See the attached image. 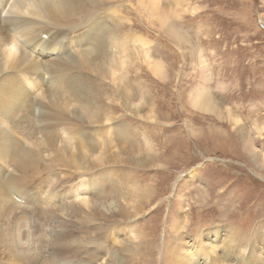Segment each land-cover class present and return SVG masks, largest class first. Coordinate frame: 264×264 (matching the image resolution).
Returning a JSON list of instances; mask_svg holds the SVG:
<instances>
[{
    "label": "rangeland",
    "instance_id": "1",
    "mask_svg": "<svg viewBox=\"0 0 264 264\" xmlns=\"http://www.w3.org/2000/svg\"><path fill=\"white\" fill-rule=\"evenodd\" d=\"M131 2V25L130 29L127 27L126 32L134 33L137 38L141 35L142 40L146 38L144 41H148L147 48L137 44L131 46L127 67L130 70L123 78L128 82L132 94L139 91L149 95L147 106L149 115L154 119L150 120L148 116L142 119L116 106L117 114H113L116 119L105 125L106 127L103 126L101 132L94 135L91 141L99 142L104 139L107 143H112L111 135L121 136L120 139L126 140L125 143H136L135 149L141 145L140 151L135 150L137 155L147 156L153 152L161 154L158 164L162 167L138 168L139 170L134 171V183L131 184V180H128L129 169L118 165L122 172H115V178L127 179L123 183L125 189L138 184L148 187L147 196L143 202H138L143 210L136 218L126 220L118 216L119 219L108 224L106 217L84 209L80 211V219L85 218L95 226L97 219L96 223L98 222L99 228L102 229L97 238L103 242L97 250L101 251L100 255L105 258L103 264L114 263L116 254L120 253L127 239L136 242L134 251L140 253V264H168V256L163 248L164 240L165 244L171 246L176 234L172 227L180 224L184 215L188 217L187 222H182L184 230L194 235L219 222L232 223L250 238L257 224L264 220V162L261 158L264 152V130L262 134L257 133V129L264 127V0H160L158 6H154L149 0ZM109 5L110 3L104 6L105 10ZM88 7L83 6L80 9V13L84 12V17L82 20L78 16V22L85 21L95 10H92L91 6ZM146 10L147 12H143ZM146 51L150 54L149 58L145 56ZM107 78L110 77L101 74L102 87H105L104 92L112 96L115 92L112 85L114 81ZM116 82V90L121 95L122 81ZM207 93L212 95L213 101H216L215 106L219 109L206 106L203 97ZM114 95L115 93L112 97ZM218 112L222 113L221 116ZM1 117L0 114V121L3 119ZM37 120L39 119L35 120L32 114H29L26 118L27 127L30 128L33 123L36 125ZM238 123L246 126L255 139L251 137L250 142L243 143L244 139L239 136ZM60 125H52L44 119V128H48L44 132L55 130L64 135L80 127ZM112 126L118 128L112 132ZM119 141L115 140L114 143L120 146ZM23 143L27 145L24 140ZM253 152L261 156L255 157ZM48 166L56 168L53 173L60 170L53 160L43 157L36 167L39 174L31 177L32 182L29 181L31 191L40 184L42 197L51 195L50 186L46 184L47 174L52 173ZM102 167L104 165L88 173L86 178H79L78 174L74 175L70 182H58L57 192L53 196L55 199L46 197L47 203L52 206L44 203L40 205L49 208L52 215H60L66 219L65 211L70 202L78 201L79 197H82L78 191H72L82 181L94 182L99 173L96 170ZM8 171L11 172L12 168ZM31 173L33 174L32 170L30 175ZM5 176L4 180L8 182ZM67 178L63 175L58 177L61 181ZM41 180L45 182L42 184ZM104 180L105 177L102 180L104 186L100 187L101 195L113 189L112 185L108 184L109 182L104 183ZM97 184L100 185V182ZM154 192L157 195L152 200ZM21 203L29 204L30 200L23 198ZM38 207L37 201L33 200L27 209L28 212L39 210V216ZM62 208L65 209L64 214L60 211ZM36 213H28L32 222L36 219ZM4 219L0 224L6 222L5 226L10 228L13 225L12 216H6ZM134 221L136 227L133 230L130 226ZM24 222L26 221L23 220L22 223ZM45 223L47 225L48 221ZM17 224L16 221L14 225ZM24 229L31 232L28 226ZM40 230L39 226V231H35L39 236ZM85 231L79 227L68 226L63 232L67 233L61 243H66L70 237L84 240L90 235ZM27 239L26 237L21 241V248L25 244L29 245L31 241ZM36 241L38 245H32L29 251L41 250L43 243ZM0 244V264H17L9 252L4 253L6 250L3 242L0 241ZM150 244L155 247L151 253ZM258 247L260 251H264L262 244ZM248 248L251 249L250 246ZM20 250L22 249L19 248ZM55 251L58 257H68L73 252L66 246L58 247ZM42 253H45L47 259H53L49 252L46 254L44 250ZM248 255L249 253H246V257ZM227 263L248 264V260L245 258L242 263L227 260ZM261 263L264 264V259Z\"/></svg>",
    "mask_w": 264,
    "mask_h": 264
},
{
    "label": "bare ground",
    "instance_id": "2",
    "mask_svg": "<svg viewBox=\"0 0 264 264\" xmlns=\"http://www.w3.org/2000/svg\"><path fill=\"white\" fill-rule=\"evenodd\" d=\"M131 1L0 0V114L3 117L0 121V223L6 216H12L13 221L10 228L5 226L6 222L0 224L2 227L0 241L6 250L4 253L9 252L17 264H103L105 258L100 255L101 251L97 250L103 243L97 238L102 229L99 228L98 222L96 223L97 219L96 226L85 218L80 219L82 216L80 211L88 209L91 213L106 217L108 224L119 219L118 216L126 220L136 218L143 210L138 202H143L148 187L146 188L145 184H138L125 189L123 183L127 179L115 178V172L118 174L122 172L118 165L129 169L128 180H131V184L134 183V171L139 170L138 168L162 167L158 164V157L160 158L161 154L153 152L147 156H143V153L142 156L137 155L138 152L135 150L140 151L141 145L135 149L136 143L133 142L132 145L125 143L126 140L120 139L121 136L111 135L112 143H107L108 141L104 139L99 142L91 141L94 135L101 132L103 126L116 119L113 115L116 113V106L142 119L147 116L150 120L154 119L149 115L148 94L144 95L139 91L132 94L128 82L123 78L130 70L127 67L130 62L131 46L137 44L147 48L148 41H144L146 38L142 40L141 35L139 39L140 37L137 38L134 33L126 32L127 27L130 29L131 25L129 16ZM149 1L154 6H158L160 2ZM109 3L105 10L104 6H108ZM83 6H91L92 10H95L85 21L78 22V16L82 20L84 17L82 14L84 12L80 13ZM156 12L154 9V13ZM131 54L133 55V52ZM145 54L149 58V52L146 51ZM101 74L109 76L111 81H114L111 83L115 88L114 97H112L114 93L111 96L104 92ZM116 81H122L121 95L116 90L118 87ZM203 99L207 107L219 109L209 93ZM29 114H32L33 119H39L37 124L33 123L30 128L26 125ZM219 114L221 116L222 113ZM44 119L52 125L80 127L64 135L55 130L44 132L48 130L44 128ZM236 120L238 122V119ZM237 125L239 136L244 139L243 143L247 144L252 138L255 139L246 126L240 123ZM116 127H111L112 132ZM263 130L264 127L257 129V133L262 134ZM118 139L120 146L114 143ZM253 153L255 157L260 155ZM43 157L53 160L60 169L58 173H53L56 168L48 166L52 173L47 174L46 184L50 186L51 195L46 197H50V200L55 199L53 196L57 192L58 182H70L73 176L78 174L79 178H86L88 173L104 165L96 170L99 172L98 175L94 173L97 179L92 181L93 183L82 181L72 191L74 193L78 191L82 197H79L78 201H71L66 211L63 208L60 210L62 214L65 211L66 219L60 215H52L49 208L40 205L43 203L49 205L46 197H42L40 184L31 191L29 185L32 182L31 177L39 174L36 167ZM261 158L264 162V152ZM9 168L14 172H9ZM70 169L73 170L66 173ZM31 170L33 174L30 175ZM61 175L68 178L61 181L58 179ZM4 176L8 182L4 180ZM103 177L106 178L103 182H109L113 189L101 195ZM76 179L74 177V180ZM44 182L40 181L42 184ZM97 182H100V185ZM36 183L37 180L33 184ZM156 195L154 192L152 200ZM23 198H28L30 203H21ZM33 200L37 201L38 209L40 208L39 216V210L29 211L37 212L34 222L30 220L27 209ZM23 220L26 221L24 224ZM16 221L19 225H14ZM180 221V224L172 227L176 234L173 236L171 246L165 244L164 240L163 248L168 256V264H228L227 260L242 263L245 258L248 264H262L264 251L263 249L260 251L258 245L264 246V220L258 221L250 238L232 223L216 222L213 227L194 235L184 230L182 225V222L188 221V217L184 215ZM37 222L41 229L40 236L35 233L39 231ZM27 226L31 232L24 229ZM68 226L85 229L90 235L84 240L70 237L71 240L68 239L62 244L61 239L66 237L67 233L63 232ZM130 227L134 230L135 221ZM26 237L31 242L26 245L23 241L26 246L21 248V241ZM36 240L43 243L41 250L29 251V247L38 245ZM65 246L73 252L68 257L62 255L58 257L55 249ZM122 246L113 264H140V253L134 251L136 242L127 239ZM248 246L251 247L250 250ZM19 248L22 249L20 250L22 253ZM154 248L150 244V253ZM44 250L46 254L49 252L53 259H47L45 253H42ZM246 253H249L247 257Z\"/></svg>",
    "mask_w": 264,
    "mask_h": 264
}]
</instances>
